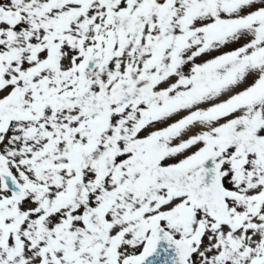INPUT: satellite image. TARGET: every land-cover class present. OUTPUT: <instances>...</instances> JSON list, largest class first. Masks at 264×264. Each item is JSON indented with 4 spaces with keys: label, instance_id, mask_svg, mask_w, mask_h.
<instances>
[{
    "label": "snow or ice",
    "instance_id": "obj_1",
    "mask_svg": "<svg viewBox=\"0 0 264 264\" xmlns=\"http://www.w3.org/2000/svg\"><path fill=\"white\" fill-rule=\"evenodd\" d=\"M0 264H264V0H0Z\"/></svg>",
    "mask_w": 264,
    "mask_h": 264
}]
</instances>
